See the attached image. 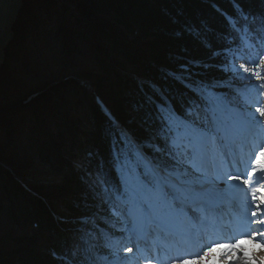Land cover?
<instances>
[{"label": "trees", "instance_id": "obj_1", "mask_svg": "<svg viewBox=\"0 0 264 264\" xmlns=\"http://www.w3.org/2000/svg\"><path fill=\"white\" fill-rule=\"evenodd\" d=\"M239 5L264 13V0ZM226 15H236L232 0L19 1L0 63V264H84V249L107 264L109 252L123 247L127 236L101 230L117 213L91 200L85 206L77 164L94 168L106 156L111 118L143 134L137 81L156 78L160 65L180 62L176 57H205L183 27L196 26L215 45ZM30 171L48 182L25 185ZM85 213L96 220L77 246L71 229Z\"/></svg>", "mask_w": 264, "mask_h": 264}, {"label": "snow or ice", "instance_id": "obj_2", "mask_svg": "<svg viewBox=\"0 0 264 264\" xmlns=\"http://www.w3.org/2000/svg\"><path fill=\"white\" fill-rule=\"evenodd\" d=\"M232 3L236 15L225 16L215 45L196 26L183 27V34L207 50L205 57H176L180 62L160 65L156 78L137 81L143 134L111 118L104 129L106 156L94 168L77 164L88 190L85 206L91 200L102 211L114 210L130 237L159 240L167 233L175 239L185 230L194 232L193 222L207 223L201 210L207 214L220 202H235V189L264 173V105L258 99L264 95V13L246 12L239 0ZM245 147L250 151L248 179L234 171L240 164L237 152ZM259 191L251 188L253 200ZM95 220V213L75 218L71 230L77 246L86 242L87 226ZM123 251L132 253L133 247ZM84 252V264H97L99 254L93 258L89 249ZM110 255L115 259L107 264L121 259L116 249Z\"/></svg>", "mask_w": 264, "mask_h": 264}, {"label": "rangeland", "instance_id": "obj_3", "mask_svg": "<svg viewBox=\"0 0 264 264\" xmlns=\"http://www.w3.org/2000/svg\"><path fill=\"white\" fill-rule=\"evenodd\" d=\"M17 12H18L17 0H0V63L3 59V54H4L3 51H4L5 44L8 41L9 37L11 36V26L17 17ZM39 28L40 30L42 29L41 26H39ZM33 35H34L33 32H29V36L26 39H24V42H27L29 44L33 42L32 41ZM17 61L18 60H16V62ZM49 62L50 60H47L44 63L48 65ZM240 62L241 61H237V63H240ZM249 67L251 69L252 66L250 65ZM256 71L260 72V69L257 68ZM69 79L79 81L83 86L87 88L89 87L88 81L83 80L79 77L72 76ZM255 99H256L255 94H253V100ZM259 100H260L259 101L260 104L264 105V95H261L259 97ZM254 107H255V103H253V108ZM31 112H32L31 109H29L28 113H31ZM247 160L248 158L243 156L244 165L242 166V168H239V167L238 169L234 168V171L244 170V168H246ZM3 165L6 168H8L7 164H3ZM9 169L11 170L10 167ZM44 179L47 181V179L43 175L35 179L31 175V171H30L29 175L24 177L21 181H23L25 185H27L28 182H32L34 184L35 183L42 184V182L46 183V181H43ZM242 179H244V176L242 177ZM241 182L242 181L233 182V183H241ZM252 187L261 189V191H259L256 194L255 200H253L251 196ZM244 189H247V191L245 192ZM244 189H241V188L235 189V191L239 194V199L236 200L235 202L228 201V204H232L234 208V210H230V212L233 213V217H235V220H236V223H234L235 225L233 226V229H235L234 235L238 237L237 240L233 242L232 244H228V245H222L218 243L215 246L207 248L205 254L201 258L196 259V260L190 259L185 262H188V264H225V262L226 264H242L243 258L245 256V249L248 250V254L250 257H255L258 255L257 246L264 247V225L260 224V221L264 220V200H262V198H264V173H258L257 175H255L252 178L251 185H245ZM47 200L48 199H45V201ZM253 211L257 213L255 217L251 215ZM109 214L111 215V213ZM52 215L53 217H55V219L59 217L57 216L55 212H53ZM205 215L207 217L208 213L205 214L203 212L201 214V220H205L207 222L206 224L193 222L190 227H195L196 230L194 232L190 230H186L185 235L180 236V237L177 236L175 237V239L179 238L181 241L185 242L186 245L188 246V249L192 247V243H191L192 240H195L196 244L200 247L199 244H200V240L202 239L199 236L202 233H204V231L213 232L214 230L215 232L214 234L217 235L218 237L216 238V240H220V239L224 240V238L222 237L223 235L222 232L218 231L219 226L217 225V223H212V225L211 223L209 224V221L206 220ZM112 218L114 219L115 222L112 223V225H109L108 223L104 224L103 225L104 229H101L102 232L106 234H109V233L114 234L116 232L119 238H123V236H120V235L127 236L125 240L120 239L121 241L119 243L122 244L123 247L120 246L121 249H117L120 253L121 259H119L116 262V264H148V260L150 259V256H149L150 252L152 253L154 251L155 254H157L158 252L157 247H156L157 242H159L160 246L166 244L170 246L174 245V246L179 247L178 245L172 243L173 239L171 238V235L167 233L165 234L166 238L159 239V240L154 239L152 236H148L149 237L148 239L150 240V245H148V248L151 251L148 252V254H143L141 250L143 246L142 243L143 241H146L147 239L145 237L141 238L138 236L130 237L128 233L123 231V225L118 219V214H117V218L115 216H112ZM232 222L233 220H231L230 224L227 225L228 227H230V229L232 228L231 226ZM115 223H116V226L112 227L114 226ZM212 227H215V228H212ZM227 231H230V230H227ZM227 236L229 237L231 236L233 238V233L230 231L229 235ZM123 242H127V244L123 245ZM237 245H240V247H237ZM124 247H133V252L125 253L123 251ZM230 249L234 250V252L231 253V259L229 258ZM109 256H110V261L115 259L110 254ZM159 256H162V254L157 255V257ZM123 257H127V259H124ZM167 261H162L161 263H159V259H157L158 264H162ZM185 262H181V263L174 262L173 264H185Z\"/></svg>", "mask_w": 264, "mask_h": 264}, {"label": "clouds", "instance_id": "obj_4", "mask_svg": "<svg viewBox=\"0 0 264 264\" xmlns=\"http://www.w3.org/2000/svg\"><path fill=\"white\" fill-rule=\"evenodd\" d=\"M237 247H240V245H237ZM257 249L258 255L255 257H250L248 250L245 249V256L243 258L242 264H264V247L257 246ZM229 252V258L231 259V253L234 252V250L230 249ZM185 264H188V262H185Z\"/></svg>", "mask_w": 264, "mask_h": 264}, {"label": "bare ground", "instance_id": "obj_5", "mask_svg": "<svg viewBox=\"0 0 264 264\" xmlns=\"http://www.w3.org/2000/svg\"><path fill=\"white\" fill-rule=\"evenodd\" d=\"M170 235V234H169ZM168 235V236H169ZM147 240L146 241H143V243H142V248H141V250H142V253L143 254H148V252H150L151 250L148 248V245H150V240L148 239L149 237L147 236V237H145ZM141 241V240H140ZM144 247V248H143ZM151 253V252H150Z\"/></svg>", "mask_w": 264, "mask_h": 264}, {"label": "water", "instance_id": "obj_6", "mask_svg": "<svg viewBox=\"0 0 264 264\" xmlns=\"http://www.w3.org/2000/svg\"><path fill=\"white\" fill-rule=\"evenodd\" d=\"M20 0H17V3H19Z\"/></svg>", "mask_w": 264, "mask_h": 264}]
</instances>
